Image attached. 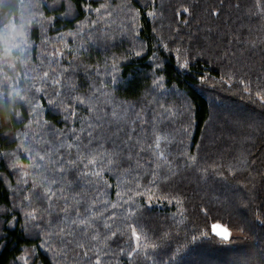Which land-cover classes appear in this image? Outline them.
<instances>
[{
	"label": "trees",
	"instance_id": "16d2710c",
	"mask_svg": "<svg viewBox=\"0 0 264 264\" xmlns=\"http://www.w3.org/2000/svg\"><path fill=\"white\" fill-rule=\"evenodd\" d=\"M262 98L264 0H0V264H264Z\"/></svg>",
	"mask_w": 264,
	"mask_h": 264
},
{
	"label": "snow or ice",
	"instance_id": "6c2138e0",
	"mask_svg": "<svg viewBox=\"0 0 264 264\" xmlns=\"http://www.w3.org/2000/svg\"><path fill=\"white\" fill-rule=\"evenodd\" d=\"M185 11H187V9H185ZM45 76H47V73H45ZM262 100H264V98H262ZM157 146H158V143H157ZM40 159L42 160L43 157H41ZM219 228H220V226H218V225L213 226L214 234L222 240H225V241L230 240L231 239V233L227 229L218 230ZM133 235L135 236V238L137 240H139V236L135 233V231H133ZM97 264H99V262H97Z\"/></svg>",
	"mask_w": 264,
	"mask_h": 264
},
{
	"label": "rangeland",
	"instance_id": "374dc122",
	"mask_svg": "<svg viewBox=\"0 0 264 264\" xmlns=\"http://www.w3.org/2000/svg\"><path fill=\"white\" fill-rule=\"evenodd\" d=\"M2 64H3V66L6 64V66H5V70H9L10 71V69L12 70V69H14V67L12 66V63L10 62V61H7V59H5L3 62H2ZM218 226H220V228L218 229V230H223V229H227L230 233H231V236H233V235H237V233L238 232H236V231H232V230H229L228 228H226V227H224V226H222V225H218ZM136 242H138V240L136 239Z\"/></svg>",
	"mask_w": 264,
	"mask_h": 264
}]
</instances>
